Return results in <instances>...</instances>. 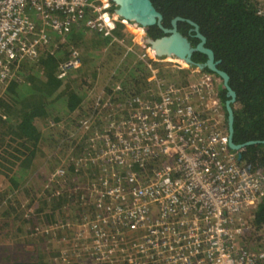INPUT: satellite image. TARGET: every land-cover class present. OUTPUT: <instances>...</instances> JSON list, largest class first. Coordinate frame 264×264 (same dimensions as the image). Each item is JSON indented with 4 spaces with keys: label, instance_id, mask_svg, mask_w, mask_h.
Masks as SVG:
<instances>
[{
    "label": "built area",
    "instance_id": "obj_1",
    "mask_svg": "<svg viewBox=\"0 0 264 264\" xmlns=\"http://www.w3.org/2000/svg\"><path fill=\"white\" fill-rule=\"evenodd\" d=\"M115 7L112 0H0V91L17 64L47 44V28L144 35ZM149 57L139 54L153 94L118 103L119 113L105 111L110 102L94 106L81 124L88 157L103 173L91 190L95 214L73 236L77 258H87L79 264H264V241L244 243L264 174L249 171L229 147L228 126L214 113L221 108L212 76L196 69L186 84L168 82Z\"/></svg>",
    "mask_w": 264,
    "mask_h": 264
},
{
    "label": "trees",
    "instance_id": "obj_2",
    "mask_svg": "<svg viewBox=\"0 0 264 264\" xmlns=\"http://www.w3.org/2000/svg\"><path fill=\"white\" fill-rule=\"evenodd\" d=\"M151 1L168 17L181 15L197 22L206 37L207 45L214 50L216 58L222 60L221 68L228 73V84L236 92V100L232 103L234 141L243 143L248 140H264V5H260V0ZM156 28L145 27L146 34L152 38L159 37L161 34L158 32L161 31ZM55 34L56 38L48 34L47 44L39 48L35 59L25 58L21 61L17 72L18 80L11 79L0 96V253L7 244L9 246V243H13L8 235H4L2 244L1 231V227L6 225L1 219L7 220L13 214L12 211L25 212L17 226L20 235L26 236L31 231L40 229L41 226L36 223L38 221L51 228L64 227L66 232L74 234L78 229L76 225L83 218L81 216L77 219L80 215L79 205L86 203V199L87 202L92 200L91 192L85 191V187L97 181L100 175V170L88 165V153L91 149L87 141L88 134L77 130L75 135V125L70 128H73L75 138L77 136L75 142L71 143L76 147L71 152L64 150V153L68 152L66 160L69 166L60 175L51 176L43 186L42 190L49 197L44 198L42 195L36 200L21 203L20 196L15 192L18 190L19 194L23 192L26 193L25 196L28 195L29 178L32 174L38 175L36 158L38 154L41 155V161L46 157V152L41 150L40 142L44 139V134L40 131L39 124L47 120L57 124L64 120L66 115L79 109L85 97L84 89L88 84L81 86L85 78L79 81L69 77L82 66L86 67L87 62L83 58L82 66L70 67L64 73L61 72V65L72 59L80 46L79 50L86 52L84 56H87L92 49L101 47L99 39L102 38L104 45L112 40L111 37L100 35L98 40L95 38L92 43L86 42L87 38L76 29ZM114 34L121 35L118 29ZM112 44L116 43L113 41ZM141 49L127 48V51ZM134 64L126 67L121 74L112 76L117 77V80L113 86H106L100 96L93 100L96 107L102 108L106 102H110V109L106 106L105 111L119 113V102L124 103L134 96H148L153 87L149 86L150 73L144 60ZM67 80L68 89L60 91L61 84ZM225 91L223 88L222 101L227 99ZM76 152L78 153L73 156L76 159L72 160V154ZM238 152L241 155L240 162L249 171L264 173V143L245 146ZM85 162L86 165H83ZM34 178L33 176L31 181ZM5 187L14 191L17 197L4 200L8 195L7 190H3ZM10 205L15 208L10 209ZM20 206L25 208L21 209ZM253 213L254 231L261 234L264 231L263 196ZM10 233L12 234L11 231ZM15 237L18 238L19 235ZM255 241L257 237L246 233L244 243L250 245ZM8 246L6 252L9 251ZM46 261L48 260L44 255L36 253L13 259L8 254H0V264H45Z\"/></svg>",
    "mask_w": 264,
    "mask_h": 264
},
{
    "label": "rangeland",
    "instance_id": "obj_3",
    "mask_svg": "<svg viewBox=\"0 0 264 264\" xmlns=\"http://www.w3.org/2000/svg\"><path fill=\"white\" fill-rule=\"evenodd\" d=\"M259 2L260 5H264V0H260ZM73 29L79 30L80 33L84 35V38H87L86 42L90 41V43H92V41L95 38H97L98 40V37H100V35L95 34L93 32L89 33L90 31L85 30L83 27L73 28ZM117 29L121 35L114 34V39L110 40L108 45H104L103 40L101 38L102 36L100 37L101 39H99L98 41H100L102 48L97 47V49L95 50L92 49L90 53L87 54L88 59H87L86 67L81 65V60L84 58L83 56L86 55V52H84L83 50H79L81 49V46L79 47L78 49L79 54L76 57V62L74 64V67L76 66V68H78L80 65L82 67L78 69L76 72H72V75L71 77H69V79L82 81V79L85 78L86 81L83 79L85 82L84 81L81 82V86L85 84H89V86L91 85L90 89L94 91H98L97 93L101 94L106 86L114 85L115 80H117V77H112L114 76V74L116 73L121 74L122 72H124L126 67H131L135 65L134 64L135 62L142 61L139 60L140 59L139 54L142 52H145L147 55L150 56L149 58L151 59L149 61L157 57V59L153 60L154 62L153 67L156 68L155 75H157V77L166 79V81L168 82H172L175 84H186L191 80V74H192L191 72H194V70L198 69L197 67L189 66L183 61L174 58L167 59L153 55L152 50L143 43L144 35L141 33L140 30H138V32L136 31L137 35L133 37V35L130 34L129 31H126L127 28L126 30H124L123 27H118ZM47 30L49 34L52 35V37L55 38L57 37V35L53 33L50 28H47ZM140 34L142 36H140ZM141 37L143 39H141ZM113 41L116 44L111 45V42ZM134 47H136V49L137 47L142 49L139 51L134 50L135 52L127 51V48L130 50V48L134 49ZM20 66H21V62L17 64V68L14 72L15 77H13L12 79L18 80L17 72ZM211 76L213 78V84L215 88L214 89L216 94L215 97L218 99L217 105H219V107L221 108L214 113L215 115H219L220 119L222 120V124L225 126L226 113H225V109L223 108V101L219 94L223 89V83L222 80L216 77L215 75L211 74ZM149 80H150L149 86H153L152 80L151 79ZM70 83L71 82H69V84ZM67 84H68V80L64 81L61 84L60 91L62 89H68V87H66ZM70 86L72 87V84H70ZM3 91H0V96ZM139 91L141 90L139 89ZM152 91L154 92L153 87L151 89V92ZM153 92L151 94H153ZM93 102L94 101H92V103ZM94 106L91 107V105H87V106L83 105V107L80 109L81 110L80 112L79 111L75 113L72 112L68 116L66 115L65 119L60 120V122H58L57 124L52 123L49 120L43 121L42 123L39 124L41 125L40 131H42L44 134V139H42V141L40 142L41 150L43 152H46V157L43 158L44 161L43 160L41 161L40 154H38L36 158V163H38V166L36 168V175L37 174L38 175L35 176V174H32L30 176L29 181L27 183L28 195L25 196L24 194L26 193L20 192L19 194L18 190L15 191L17 195L20 196L21 203H25L26 201L28 202L30 201V199L36 200L37 198H41L42 195H44V198L45 196L47 198L49 197L42 190L43 186L45 183L47 184V181L50 180L51 176L60 175L58 173L59 169L66 170L67 166H69L66 160L67 154L68 152H71L73 151V149H75L74 146L76 147V145L72 146L71 143H74L77 138V136L75 138V135H77L78 133L77 130H80L82 134L85 133L81 128V124L87 118L88 114L93 110ZM221 116L223 118H221ZM71 126L72 127L75 126L74 129L76 128L75 135H73L74 132L72 131L73 128H70ZM65 149L66 151L68 150V152L64 153ZM91 150L92 148L90 149V151ZM77 153L78 152L72 154V160L76 159L73 156ZM86 160L88 161V159ZM88 162H89L88 165L97 168V170H100V175H102L103 169L101 166H98L90 159ZM86 163L87 162L83 163V165H86ZM33 176L35 178L31 181V178ZM98 178L97 181L86 186L85 191L91 192L93 188H96L98 186ZM3 190L4 191L7 190L8 192V195L5 196L4 200H8V199L13 200L17 197L16 195H14L15 193L14 191L13 192L9 191L10 190L9 188L5 187ZM14 203L15 201L13 202V204ZM10 206H11L9 207L10 209L15 208L13 205ZM20 207L21 209L25 208L23 206ZM78 208H79L78 212H80V215L79 217H77V219H79L81 216L82 217L86 216L91 218L95 214V210L93 205H91V201L88 200L87 202V199H86V203L84 202V204L79 205ZM12 213L13 214L11 215V217L7 218V220L1 219V222L6 224L5 227L3 226L1 227L2 236H3L2 244L4 240V235H8V238H10L13 242L11 244L9 243V246L7 244L9 250L8 252L5 251L7 246H5L4 250H1L3 256L8 254L10 255L11 259H13L14 257H18V256L19 257L29 256L31 253H36L39 255L42 254V256L44 255V257L48 260L45 262V264H79V262L81 263L82 261H85V259H87L85 258V255L83 256V254L81 255L80 258H77L76 255L77 253H75L76 250L74 249L73 236L79 233L78 231L74 234L68 233L66 232L65 229H63L64 227L63 228L59 227L57 229L51 228L48 227L47 225L41 224V222L38 221L36 223L41 226L40 229L34 232L31 231L30 233L26 234V236L20 235V233H18L17 231V226L20 224V220H22V216H24L25 212L23 211L21 212V210H19L18 212L12 211ZM25 226H28L27 223H25ZM10 231L12 232V234L10 233ZM79 231L81 232V234L83 233V235L87 234L83 231V228H81ZM250 234L254 235L255 237L261 236L259 239L257 238V241L254 242L255 245L261 246V242L264 241V231H262V233L260 234L257 233L255 230L254 232L253 231L250 232ZM15 235H19L18 237L19 239L15 237ZM254 243L252 244L254 245Z\"/></svg>",
    "mask_w": 264,
    "mask_h": 264
},
{
    "label": "water",
    "instance_id": "obj_4",
    "mask_svg": "<svg viewBox=\"0 0 264 264\" xmlns=\"http://www.w3.org/2000/svg\"><path fill=\"white\" fill-rule=\"evenodd\" d=\"M116 6V13L129 21L135 22L142 27L152 26L157 24L164 32V35L152 38L146 36L144 42L154 52L155 55L160 57L174 58L183 61L187 65L196 66L202 70L207 68L215 72L221 79L223 86L226 90L227 100L225 101V109L227 113V126H228V138L229 147L232 150L239 151L244 146L262 142L257 140H251L244 143H236L234 141V114L232 109V103L236 100V92L228 84L229 76L224 71L217 67L218 60L214 59V53L210 48L204 46L206 41L205 36L198 30V25L190 20L182 17H175L171 21V27L165 28L161 24L162 14L153 6L151 0H112ZM179 21H186L193 26L195 37L199 38L198 44L194 47L186 36L181 34L177 30V24ZM194 51L202 52L206 56L204 62H196L192 59V53ZM241 155L238 152V159Z\"/></svg>",
    "mask_w": 264,
    "mask_h": 264
},
{
    "label": "flooded vegetation",
    "instance_id": "obj_5",
    "mask_svg": "<svg viewBox=\"0 0 264 264\" xmlns=\"http://www.w3.org/2000/svg\"><path fill=\"white\" fill-rule=\"evenodd\" d=\"M152 2V1H151ZM153 4V3H152ZM154 6V5H153ZM155 7V6H154ZM156 8V7H155ZM157 9V8H156ZM158 10V9H157ZM161 14H162V20H161V24H162V26L163 27H165V28H170L171 27V21H172V19H174L175 17H177V16H179V17H182V18H184V19H190V20H192L191 18H187V17H184V16H181V15H175V16H172V17H168L167 15H165L162 11H160V10H158ZM192 21H194V20H192ZM195 22V21H194ZM197 25H198V30H199V32L202 34V35H204L203 33H202V31H201V29H200V26H199V24L197 23V22H195ZM155 26L161 31V33L160 32H158V34H161V35H159V37L160 36H162V35H164V32H163V30L161 29V28H159L158 27V25L157 24H154V25H152V26H148V27H151V28H155ZM156 28V29H157ZM177 30L181 33V34H183L184 36H186L187 37V39L191 42V45L192 46H196L197 44H198V42L200 41L199 40V38H197V37H195V31H194V29H193V26L192 25H190L189 23H187L186 21H179L178 22V24H177ZM205 36V35H204ZM157 38V37H156ZM205 39H206V37H205ZM204 46L205 47H207V48H210L212 51H213V53H214V50L210 47V46H208L207 45V41H205V43H204ZM192 59L194 60V61H196V62H204L205 60H206V56L202 53V52H199V51H194L193 53H192ZM214 59L215 60H218L219 61V63L217 64V67L219 68V69H221L222 70V68H221V62H222V60L220 59V58H216V55H215V53H214ZM190 66V65H189ZM192 67H196V66H192ZM205 69H207V68H205ZM205 69H202V70H200V72H204V73H207V74H209V75H211V74H213V75H215L216 77H218L219 79H221L215 72H213V71H211V70H208V71H206ZM225 71V70H224ZM226 72V71H225ZM227 73V72H226ZM228 74V73H227ZM229 76V75H228ZM222 80V79H221ZM229 81V80H228ZM223 88H224V86H223ZM221 93H222V91L219 93L220 94V96H222L221 95ZM225 97H226V91H225ZM223 98V97H222ZM221 98V99H222ZM227 98V97H226ZM227 99H225V100H223V107H224V109H225V101H226ZM234 103V102H233ZM225 113H226V109H225ZM226 116H227V113H226ZM226 124H227V118H226ZM233 124H234V122H233ZM248 141H251V140H248ZM257 141H263V140H257ZM247 142V141H246ZM244 143V142H243ZM258 143H261V142H258ZM255 144V143H254ZM251 145V144H250ZM248 146V145H247ZM245 147V146H244ZM238 153V152H237Z\"/></svg>",
    "mask_w": 264,
    "mask_h": 264
},
{
    "label": "crops",
    "instance_id": "obj_6",
    "mask_svg": "<svg viewBox=\"0 0 264 264\" xmlns=\"http://www.w3.org/2000/svg\"><path fill=\"white\" fill-rule=\"evenodd\" d=\"M93 31H90L89 33H92ZM93 33H95V32H93ZM95 34H97V33H95ZM99 35V34H98ZM78 54H79V50H76V52H75V57H74V59L76 60V57L78 56ZM84 55V54H83ZM87 59H88V57L87 56H84V61H86L87 62ZM82 61L83 60H81V64H82ZM73 68H76V66L75 67H73ZM90 87L91 86H89V84L86 86V88L85 89H87V91L84 89V92H85V97L82 99V102H81V104H80V107H79V109H76L75 111H72L73 113H75V112H77V111H81L80 109L83 107V105L84 106H87V105H91V107L92 106H94L95 104H93L92 103V101L96 98V97H98V96H100V93H97L98 91H94V90H92V89H90ZM155 88V85H153V89ZM87 92V93H86ZM92 103V104H91ZM120 103V102H119ZM88 107H90V106H88Z\"/></svg>",
    "mask_w": 264,
    "mask_h": 264
},
{
    "label": "clouds",
    "instance_id": "obj_7",
    "mask_svg": "<svg viewBox=\"0 0 264 264\" xmlns=\"http://www.w3.org/2000/svg\"><path fill=\"white\" fill-rule=\"evenodd\" d=\"M116 9V8H115ZM144 28V31H145V34H144V39H145V37L146 36H148L147 34H146V29H145V27H143ZM143 43L145 44V42H144V40H143ZM146 45V44H145ZM146 46H148V45H146ZM149 47V46H148ZM157 56V55H156ZM158 57H160V56H158ZM162 58H167V57H162ZM168 59V58H167ZM226 118H227V116H226ZM237 156H238V153H237ZM262 173V172H261ZM264 174V173H263Z\"/></svg>",
    "mask_w": 264,
    "mask_h": 264
}]
</instances>
